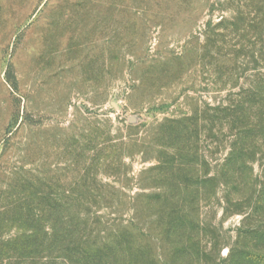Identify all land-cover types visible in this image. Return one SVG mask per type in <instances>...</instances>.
<instances>
[{
  "label": "rangeland",
  "instance_id": "1",
  "mask_svg": "<svg viewBox=\"0 0 264 264\" xmlns=\"http://www.w3.org/2000/svg\"><path fill=\"white\" fill-rule=\"evenodd\" d=\"M220 2L0 0V218L30 190L60 191L88 171L108 193L92 238L110 246L107 264H264V239L251 235L264 229L258 155L250 177L239 176L242 187L218 176L184 192L178 233L165 232L170 200L147 205L143 196L171 188L147 170L175 144L158 124L222 101L232 81L233 92L245 81L223 62L232 41L202 48L206 22L230 15ZM95 131L116 145L99 152L98 163L87 142ZM200 135L189 176L203 174L202 156L212 175L227 152L225 138ZM8 216L0 224L4 240L14 234ZM243 249L250 262L235 256Z\"/></svg>",
  "mask_w": 264,
  "mask_h": 264
},
{
  "label": "trees",
  "instance_id": "2",
  "mask_svg": "<svg viewBox=\"0 0 264 264\" xmlns=\"http://www.w3.org/2000/svg\"><path fill=\"white\" fill-rule=\"evenodd\" d=\"M220 1L219 5L230 15H221L215 23L206 22L202 48L207 47L204 49L209 51L215 43L227 46L232 41V55L223 53V62L232 63L229 69L239 71L245 81L235 92L231 91L236 85L232 81L222 101L206 104L178 118H164L158 124L163 138L172 139L175 144L167 146L166 151L159 150L160 156L155 157L157 164L147 170L155 172V181L163 177L171 188L169 192L155 186L153 193L143 196H146L147 205L170 200L172 207L162 216L166 219L167 233L180 230L182 224L179 220L185 217L184 203L180 198L184 192H198L218 176L231 188L242 187L239 176L250 177V163L257 155L261 161L259 175L264 178V0ZM215 49L222 54V46ZM238 58H241L239 64ZM15 81L12 80L13 87H16ZM201 132L209 138H218V135L225 138L227 152L212 175L207 173L209 163L202 156L201 165L206 168L203 174L191 173L189 176L200 155L197 141ZM109 141L108 134L103 136L96 131L88 136L87 142L93 151L91 161L98 163L99 152L116 146L107 145ZM161 154L166 157L163 164ZM90 175L85 172L78 179L71 180L67 188L60 187V191L32 189L24 201L18 198L10 210L1 212L0 224L8 214L7 221L14 227V234L6 240L0 238V264L4 259H13V264H107L111 248L95 244L93 239L98 233H94L93 226L99 223L98 212L104 208L100 203L108 193L104 191L98 174L92 178ZM128 233L127 230L118 231L116 238ZM252 233V238L264 239V229L255 228ZM235 256L247 262L252 259L251 253L244 249ZM37 258L42 262L38 263Z\"/></svg>",
  "mask_w": 264,
  "mask_h": 264
}]
</instances>
